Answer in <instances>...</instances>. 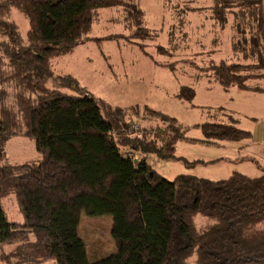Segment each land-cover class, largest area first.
<instances>
[{"label":"trees","instance_id":"16d2710c","mask_svg":"<svg viewBox=\"0 0 264 264\" xmlns=\"http://www.w3.org/2000/svg\"><path fill=\"white\" fill-rule=\"evenodd\" d=\"M115 4L125 6L127 19L135 22L130 36L156 35L141 25L143 11L131 0H0V55L6 59L0 85L7 83L12 90L5 104L0 87V200L13 193L23 218L21 223L9 221L0 204V245L13 244L0 254L1 261L264 264V173L236 170L213 180L179 173L167 179L148 158H182L176 156L174 142L187 131L177 120L147 106H112L74 76L54 72V57L89 39L95 10ZM212 5V17L221 26L228 14L240 15L227 13L229 7L241 9L240 17L248 16L255 29L251 46L264 41L262 0H213ZM14 9L27 19L25 40L11 19ZM156 49L166 51L161 45ZM205 68L224 89L262 90L246 83L260 77L243 72L254 65L220 59ZM177 96L190 101L194 90L182 86ZM131 116L150 124L139 125L128 120ZM194 126L202 133L200 140L209 143L251 135L233 123ZM19 134L33 138L38 157L7 162L4 144ZM81 211L112 216L114 254L87 259L78 236Z\"/></svg>","mask_w":264,"mask_h":264},{"label":"rangeland","instance_id":"374dc122","mask_svg":"<svg viewBox=\"0 0 264 264\" xmlns=\"http://www.w3.org/2000/svg\"><path fill=\"white\" fill-rule=\"evenodd\" d=\"M123 1L126 4L128 0ZM131 1L143 11L141 25L156 31L155 36L144 39L130 36L135 30V22L127 19L125 6L115 4L97 8L88 32L89 39L77 44L71 53L54 57V72L74 76L80 85L112 106H147L177 120L187 131L184 138L174 142L175 154L182 158L166 161L154 154L148 158L151 167L167 179H173L179 173L210 180L222 179L238 167L252 176L263 174L262 159L239 163L237 154L229 151L230 147L227 149L225 143H249L255 150L258 146H263L264 150V141H260L264 140V103L259 102L258 105L255 101L251 104L248 99L236 96L237 92H246L235 86L224 89L216 83L211 72L205 71L211 60L218 62L224 59L254 65L257 68H246L243 72L264 76V41L260 39L256 46H251L250 35L255 29L251 28L248 16L242 18L241 9L229 7L227 13L234 10L240 15H234V18L228 14L227 22L221 27L212 17L213 0ZM11 19L25 40L29 27L26 17L14 9ZM157 45L164 46L166 51H158ZM5 62L6 59L0 55V67L5 68ZM246 83L262 87L264 78H249ZM187 85L194 90V98L190 101L177 96L181 87ZM0 87L6 94L4 103L9 104L11 87L7 83ZM222 106L229 110L235 106L239 111L231 118L229 110L218 109ZM245 114L258 117V120L255 122ZM139 118L131 116L128 120L140 125ZM204 121L233 123L241 129L253 131V137L204 142L200 140L201 131L194 126ZM143 124L148 125L150 121L144 120ZM3 149L6 161L11 163L38 157L33 138L23 134L9 137ZM261 153L264 155L263 151ZM183 159L188 163L192 160L200 162L186 164ZM0 204L9 221H23L13 193L2 198ZM111 224L110 214L89 216L84 211L80 212L78 236L83 240L89 261L101 260L116 252L117 247L110 236ZM12 247L13 244L1 243L0 254L7 253ZM1 258L0 255V264H14L1 261ZM37 264L55 262L49 259Z\"/></svg>","mask_w":264,"mask_h":264},{"label":"crops","instance_id":"0c3cea01","mask_svg":"<svg viewBox=\"0 0 264 264\" xmlns=\"http://www.w3.org/2000/svg\"><path fill=\"white\" fill-rule=\"evenodd\" d=\"M138 1V0H137ZM263 3V13H264V0L262 1ZM222 27V26H221ZM229 41V44H231V41ZM259 78H264V77H259ZM232 86H235L239 89V91L241 92H246L244 94H239L238 92L236 93V96H240V97H243L245 99H248L250 101L251 104L255 103V101H257V104L259 105V102L261 103H264V86L260 87L262 88L261 91H252V90H249V89H240L238 86L236 85H232ZM231 88V87H230ZM260 97H263V98H260ZM223 107V106H222ZM225 110H229L227 109L226 107H223L222 111H225ZM230 114L229 116L231 117V115H233L234 113H238L239 109H237L235 106L233 108H230ZM246 117H250L248 116L247 114H245ZM232 118V117H231ZM253 121H257L258 120V117H250ZM237 126V125H236ZM238 127V126H237ZM240 128V127H239ZM245 130V129H243ZM247 130V129H246ZM250 131L251 135L250 137H246V138H252L253 137V131L251 130H248ZM243 140H240L239 142H241ZM260 141H264V140H260ZM214 144H217V145H220L219 143H214ZM225 146L226 148L228 149V147H230L228 150L231 151V152H234L237 154L236 156V159L237 161H239V163H242V162H255L254 159H257L264 162V155H262V151L264 152V150H262L263 146H258L257 150L254 149V147H252L249 143H244V144H239V143H234V144H230V143H225ZM218 158V157H217ZM230 161V160H229ZM250 164V163H249ZM252 165V164H251ZM237 171H240L242 173H244L242 171V169H239V167L236 169ZM236 170H233V171H236ZM232 172V171H231ZM230 172V173H231ZM229 173V174H230ZM228 174V175H229ZM246 174V173H244ZM248 174V173H247ZM250 175V174H249Z\"/></svg>","mask_w":264,"mask_h":264}]
</instances>
